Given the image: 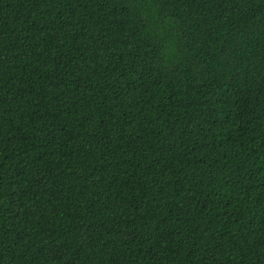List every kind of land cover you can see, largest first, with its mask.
Segmentation results:
<instances>
[{
  "label": "trees",
  "instance_id": "1",
  "mask_svg": "<svg viewBox=\"0 0 264 264\" xmlns=\"http://www.w3.org/2000/svg\"><path fill=\"white\" fill-rule=\"evenodd\" d=\"M0 264H264V0H0Z\"/></svg>",
  "mask_w": 264,
  "mask_h": 264
}]
</instances>
